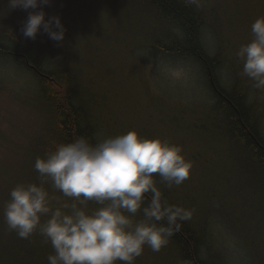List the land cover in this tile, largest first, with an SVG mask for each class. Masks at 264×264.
I'll list each match as a JSON object with an SVG mask.
<instances>
[{
    "label": "clouds",
    "instance_id": "obj_1",
    "mask_svg": "<svg viewBox=\"0 0 264 264\" xmlns=\"http://www.w3.org/2000/svg\"><path fill=\"white\" fill-rule=\"evenodd\" d=\"M51 0H9L11 8L29 11L22 24L25 38L35 40L43 31L56 42L64 40L65 28L58 15L45 19L42 10ZM198 5V0H188ZM252 40L236 53L243 61L242 75L255 89H264V17L251 25ZM192 163L179 145L159 138H141L135 131L108 138L95 145L85 137L37 157L34 169L39 184H17L4 205L9 230L28 239L39 229L54 254L48 264H134L147 245L158 252L179 231L178 221L191 219V210L162 203L152 174L168 187L179 186L190 174ZM68 200L51 197L44 185ZM151 199L144 206L145 194ZM71 201L70 203L68 201ZM98 207L88 211V202ZM143 217L134 220L138 212ZM48 219L41 223V217ZM166 221V225L159 223Z\"/></svg>",
    "mask_w": 264,
    "mask_h": 264
},
{
    "label": "trees",
    "instance_id": "obj_2",
    "mask_svg": "<svg viewBox=\"0 0 264 264\" xmlns=\"http://www.w3.org/2000/svg\"><path fill=\"white\" fill-rule=\"evenodd\" d=\"M4 1V0H2ZM74 0H51L49 5H44L42 10L45 13V19L47 20L49 16L58 15L60 17L61 23L65 28L64 40L62 42L53 41L48 37L46 33L42 30L37 33L36 39L25 38L21 32L22 24L26 21L29 11H38L40 8L33 10H24L20 7L11 8L9 0L5 1V5L0 4V52L2 54H8L11 50L19 51V59L21 60L20 66L25 72L30 76L34 90L32 94L33 106L38 110L43 109L41 116L47 121H50L51 126L47 130L43 131L40 136V145L38 147L36 139L39 136V129L35 130L34 135H27L21 145V164L25 168V174L22 178V184H29L26 181L27 172L32 170V181L31 183L39 184V174L34 169L35 160L37 157H45V154L55 150L57 145L66 144L74 141L79 137H85L89 143L95 145L102 142L101 135H95V128L87 125L90 120V113L87 109L78 106L80 96L78 93L77 77L78 69L77 63L71 65L69 63L59 66V71L55 68L47 69L45 64L46 60H51L57 58L60 55L61 47H68V41L70 35L72 34L65 26V21L67 18L70 20L76 16L75 11L72 13L70 7H65L66 3H72ZM143 4L148 8L142 11L135 12V7L129 8V4L125 1L120 0V7H123V12H118L116 14L107 12L106 17L101 23L97 25H77L80 27L79 30L83 31L85 39L83 40L84 46L90 56L92 53L99 54L102 47L95 48L96 43L105 37L106 34L124 33L125 29L119 24L116 26L118 32L109 30L106 31L102 28L103 22L108 19L107 23L110 21H115L117 24L122 18H124V11H129L130 23L138 26L144 27L150 31L147 37L138 34V27L130 31L131 35L140 41L137 43H142L145 48L141 50L143 53L152 52L157 55H167L175 54L185 57H195L203 62L201 63L206 71V77L208 83L210 84L213 94V102H219L226 108L229 112L227 115V128L228 135H226V148L225 151L230 150L233 153H246L249 157L247 162L252 166H256L258 170L262 172V177L264 179V144L260 141L259 136L256 131V124L249 115L250 110L244 107V93L245 85L242 83H237L233 90L227 95L221 94L220 88L217 84L216 75L214 72L211 73L213 69V63H209V58L203 55V51L199 48V41L201 39V29L204 25L210 24V28L214 29L216 32H230L229 30H239L236 24L230 22L229 20L223 21L218 18L225 19L222 12V7L219 6L217 9L210 10L216 16H209L203 19V10L206 8V4L203 3L195 7L192 3H188V0H142ZM62 7H59V4ZM254 12L263 13L264 12V0H253ZM153 14L155 20L157 21L155 25L143 26L138 20L141 16L139 14ZM3 14V16H2ZM128 21V22H129ZM72 21L70 23H74ZM105 23V22H104ZM106 23V24H107ZM69 24V23H68ZM78 24V23H76ZM201 24H204L201 26ZM130 24H125L128 26ZM154 27H158L155 29ZM179 29L180 35L171 34L172 30L169 29ZM165 29V32H164ZM92 31V32H90ZM126 33V32H125ZM30 45L28 46V44ZM31 47H35V56L32 52H29ZM130 46H127L120 51L124 53L128 50ZM81 54V51H79ZM87 53V52H86ZM87 53V54H88ZM89 56V57H90ZM91 58V57H90ZM219 61V57L216 58ZM73 64V62H71ZM141 66L140 71H142L143 66ZM234 78L242 77V70L239 68H234ZM240 82V81H238ZM10 89L3 84L0 80V98L8 94ZM21 98V95H16L12 98L15 102ZM22 99V103H24ZM36 122H42L40 118L35 120ZM244 125L249 128L250 133L246 132ZM263 144H261L260 142ZM2 142L0 140V146ZM226 154V153H225ZM247 177L252 178L254 172L250 168L247 173ZM30 181V180H29ZM252 181V180H249ZM49 183H46L44 187L47 190ZM228 184L222 185L225 190H227ZM49 195L55 197L60 201L68 200V198L63 197V195L51 188ZM254 193V194H253ZM252 195H255L259 201L254 203L250 210H254L252 214L256 211L257 206H261L262 209H258V214L264 212V188H261L257 184V188L251 191ZM254 200V196H251ZM2 196L0 193V201ZM71 202L70 200L68 201ZM189 200L183 198L180 203L176 206L185 205ZM87 210L91 211L96 209L91 203L88 202ZM95 203V202H94ZM91 206V207H89ZM183 207V206H181ZM198 208V207H196ZM201 212L198 208V211ZM194 212V213H195ZM246 215V217L250 216ZM143 217V215H142ZM241 217H245L242 215ZM193 218L186 221H178L181 224L179 231H174V234L168 238V242L162 249H179L178 260L180 258L181 262L184 264H194L192 263L190 252L187 247L186 241L182 238L181 234L186 235L187 241L193 245H199L203 234H198V228L193 225ZM239 221V220H238ZM44 221L42 220L41 223ZM243 224V220L241 219ZM166 225V221H161ZM245 224V223H244ZM253 227L245 229L246 233L244 238V245L246 246L248 252L253 256H261L264 258V231H262L259 226L254 222ZM40 234L39 229L34 231V233L28 239L17 238L14 243L13 249H0V264H48L47 257L51 252L48 249L47 243H45V238ZM53 250V248H52ZM54 252V250H53Z\"/></svg>",
    "mask_w": 264,
    "mask_h": 264
},
{
    "label": "bare ground",
    "instance_id": "obj_3",
    "mask_svg": "<svg viewBox=\"0 0 264 264\" xmlns=\"http://www.w3.org/2000/svg\"><path fill=\"white\" fill-rule=\"evenodd\" d=\"M5 1L6 0L2 2L5 3ZM122 1L130 3L131 5L129 8L134 6L135 12L148 8L143 4L142 0ZM203 3L206 4V8L203 10V12H205L203 14V19H206L209 16H216L210 10L217 9L219 6H223L221 9L223 15L221 16L226 18L222 19L219 17L218 20H221L220 23L223 24V21L227 19L230 22L236 24L239 28V30L235 31L229 30L230 32L214 33L210 38V45L208 40V37L211 35L210 24H201V26H204L201 29V39L198 46L203 51V55H206L209 58V63H213V69L210 71L211 73L214 72L216 75L217 84L220 88L221 94L227 95V93L233 90L237 83H242L245 85L243 104L245 108L250 110L249 115L251 114L254 125L256 124L257 135H260L259 139L264 144V128L262 127L261 123L264 121V89L258 90L252 87V81L245 76L234 78V68H239L241 70L243 69V61L238 59L236 53L241 45L247 44L252 40L253 36L251 32V25L258 17H264V12L255 13L253 11V0H198V5L192 4L197 7ZM138 16H141L138 20L140 23H147V18L144 17V15L142 16L140 13ZM148 16L152 17L153 21L157 22L153 14ZM169 30H172L170 32L171 34L180 35L179 29L175 28ZM18 33L20 35L22 34L21 32ZM235 40L237 43L235 47L236 50L234 49ZM29 45L30 43L28 46ZM98 47H101L100 41L96 43L95 48ZM144 48L145 46L142 43H136L129 47L124 53L119 51L117 55L114 56L105 55L99 57L101 69H103L104 75L107 76L106 78H102L100 75V77H98L100 80L97 79L98 72L97 75L93 77L94 72L92 68L94 67H92V65L93 61L96 59L91 61L90 64H84V62H81L80 64L76 65L78 66L77 86L80 96L78 106L87 109V112L90 113V120L88 121L87 125L95 128V135H101L102 141L116 136L108 135V133L101 128L98 109L104 108L106 106L104 102L105 100L107 102L113 99L110 94L114 90H116V97L123 91V88L121 87H123L125 81L123 80L122 74L125 73L126 70L130 69L131 74H134L135 78L138 77L141 69L140 65H142V69H144L146 62L148 61L145 53L141 51ZM34 49L35 47H31L29 49V52H32L33 56H35ZM79 51L80 50L77 47L70 46L68 42V47L60 48V55H58L57 58L55 57L51 60H46L45 64L47 69L55 68L57 71H59V66L63 64L69 63L74 65L77 61V55L82 56V53L80 54ZM86 52L87 50L83 48V54L87 56L88 54ZM105 52L106 49L102 50L99 54L92 53L91 58H97ZM19 54V51L13 49L8 54H2L0 52V63L4 61H11L20 65L21 60L19 59ZM159 56L163 60L186 62L190 69H197L199 71L208 95L207 101H205L206 106L210 108L212 107L214 112L213 118L216 120L214 134L221 135L220 137L225 139L226 135H228L227 115L229 112L226 108H223L221 103L213 102L211 96V94H213V90L208 83L205 68L201 64L203 61L196 59L195 57H185L175 54H161ZM108 57H114L115 59L103 60V58ZM218 57L219 61L216 60ZM120 58H122L126 63L120 61ZM71 62H73V64ZM224 65L231 74L230 79L228 80H224L220 76V71ZM112 75L113 78L117 80L116 89L109 88V86L106 85L108 80H106L104 83L101 82L102 79H108ZM91 76L93 77V81L89 79ZM214 96L217 97L216 95ZM37 108L36 112H38L40 120L42 121L39 123V127L44 124L43 127H41L39 136L36 139V143L39 147L41 139L40 136L42 135L43 131L50 128L51 123L50 121H47V118L45 119V117L43 118L41 116L43 109L38 110ZM176 119L182 120L184 124L190 122L193 125H197L198 123L196 118L186 120V117L183 115L177 117ZM218 120L222 121L223 123L222 129L221 125L218 123ZM244 127L246 132L250 133L249 128H247L245 125ZM176 145H179L182 148V155L185 157V159L192 163V167L190 169L192 171L189 174L188 179H186L179 186L173 185L172 187H168V185L162 181L158 174L152 175L156 187L161 192L162 203L176 205L180 203L183 198H187L189 200V202H187L185 205L182 203L180 206H183L184 209L191 210L192 218L194 220L193 225L198 228V234H203L200 244L196 246L187 241L186 235L184 233L181 234L182 238L187 243L186 249H188L190 252L192 263L264 264V258H261V256L251 255L244 245V241L242 240L246 233L245 229L253 227L254 225L252 224L254 222H256L259 228L264 231V212L262 214H258V209H262V207L257 206L254 214H252L254 210H250L254 203L259 201L255 195L251 194V191L257 188V184L260 189L264 188L262 172L258 170L256 166L254 167L247 162L249 157L246 153H233L230 150L224 151V153H226L225 155L227 156L226 160H222L218 156H210L208 158L204 157L203 153L197 149V146L201 145L200 141L196 135L193 134L187 135ZM208 168L215 170L212 180L201 178V174ZM250 168L254 172L253 175H250L252 178L247 177V173ZM193 174H195V176ZM26 181L31 183L32 170L27 172ZM229 182H231V185H227V190H225V187L223 188L222 185L225 183L228 184ZM51 188L52 186L50 183L47 186V190H50ZM251 196H254V200L251 198ZM150 199L151 193L145 194L144 206H147ZM90 204L96 208L98 207V205L92 201ZM196 207H198L201 212H195L198 211V208ZM250 213L251 215L246 217V215ZM142 215L143 213L140 211L135 217H133V219H142ZM242 215H245V217H241ZM241 219L244 221L243 224ZM38 236L41 235L39 234ZM17 238L18 236L16 232L9 230L8 226L4 229L0 227V249H13L14 247L11 246H14ZM239 243L246 250H243V255L241 257L235 258L231 254L232 251H229V245ZM47 245L48 249H51L50 254H54L51 244L47 243ZM180 250L181 248L170 250L161 248L158 252H154L150 247L145 245L142 255L135 259L134 264H184V262L180 261V258L178 260V252H180ZM117 264H120V262H117Z\"/></svg>",
    "mask_w": 264,
    "mask_h": 264
},
{
    "label": "rangeland",
    "instance_id": "obj_4",
    "mask_svg": "<svg viewBox=\"0 0 264 264\" xmlns=\"http://www.w3.org/2000/svg\"><path fill=\"white\" fill-rule=\"evenodd\" d=\"M0 4L5 5L2 1ZM59 7H62L61 3ZM65 7H70L71 12L75 11L76 13V16L71 20L67 18L65 21L66 28L72 33L68 41L69 45L77 47L82 53V56L77 55L75 63L90 64L96 59L93 61L92 67L94 68L92 70L94 72L93 77L98 72V80H100L98 78L100 75L102 78L107 77L101 69L99 57L117 55L121 49L127 46L131 47L140 41L130 33L138 26L130 23L131 15H129V11H124L125 16L118 24L115 21L107 23L108 19H106L102 28L106 31L118 32L116 26L122 24L121 27L125 29L126 33L106 34L100 40V46L106 49V52L97 58H90L88 50L87 56L83 54L85 37L77 25H97L106 17V11L113 14L123 12V7H120V0H74L72 3H66ZM143 15L147 18V23L142 24L143 26L148 27L156 24L152 17L144 13ZM72 21L75 22L70 23ZM125 24L130 25L125 26ZM154 28L157 29L158 27ZM210 31L211 35L208 40L211 45L210 38L214 34V29L210 28ZM138 34L140 37L141 35L147 37L150 31L144 27H138ZM236 45L235 40L234 49ZM145 56L148 61L138 77L135 78L130 69L126 70L122 74L125 81L121 87L123 91L116 97V90H114L110 94L113 99L107 102L105 100L106 106L98 109L101 128L108 135L118 136L129 131H135L141 138H159L161 141L175 145L187 135L193 134L200 141L201 145L197 146V149L203 153L204 157L218 156L220 159L226 160L227 156L224 153L226 138L214 134L216 120L213 118L212 107L206 106L205 101H207L208 95L199 71L190 69L186 62L163 60L159 55L152 52L145 53ZM105 59L113 60L115 58H103V60ZM120 61L125 62L122 58ZM220 76L224 80L230 79V71L226 69L225 65L220 71ZM93 77L91 76L89 79L93 81ZM0 80L10 89L8 94L0 98V140L2 142L0 146V193L2 196L0 227L4 229L7 227L3 214L4 205L10 198V190L17 184H22V178L25 174V168L20 162V148L27 135H34L35 130L40 125L35 120L40 117L36 108L33 107V82L19 64L11 61L1 62ZM106 80H108L106 85L109 88L116 89L117 80L113 78V75L108 79H102L101 82L104 83ZM17 94L21 95V98L13 102L12 98ZM22 99L26 102L22 103ZM182 115L186 117V120L196 118L198 120L197 125L190 122L184 124L182 120L176 119ZM218 123L222 129V121L218 120ZM261 123L264 128V121ZM214 173L215 170L208 168L201 174V178L212 180ZM193 175L195 176V174ZM47 219V216L41 217V221L45 222ZM244 249L240 243L229 245V251H232L231 254L235 258L241 257Z\"/></svg>",
    "mask_w": 264,
    "mask_h": 264
}]
</instances>
